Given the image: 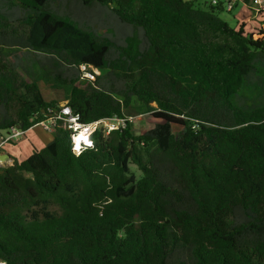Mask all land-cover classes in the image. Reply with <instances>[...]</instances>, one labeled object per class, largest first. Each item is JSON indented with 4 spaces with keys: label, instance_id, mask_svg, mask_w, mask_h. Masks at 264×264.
Masks as SVG:
<instances>
[{
    "label": "trees",
    "instance_id": "16d2710c",
    "mask_svg": "<svg viewBox=\"0 0 264 264\" xmlns=\"http://www.w3.org/2000/svg\"><path fill=\"white\" fill-rule=\"evenodd\" d=\"M219 1L0 0V135L66 101L85 124L134 102L157 120L79 156L58 127L0 167V264H264V15L232 27ZM77 4L129 31L61 17Z\"/></svg>",
    "mask_w": 264,
    "mask_h": 264
},
{
    "label": "rangeland",
    "instance_id": "374dc122",
    "mask_svg": "<svg viewBox=\"0 0 264 264\" xmlns=\"http://www.w3.org/2000/svg\"><path fill=\"white\" fill-rule=\"evenodd\" d=\"M203 1L210 2V0H203ZM11 8H15V7H11ZM103 8L105 7H100L101 9L100 10L98 9V6H96L94 10L84 9V7H81L77 4L76 9L72 7L70 8V10L74 11V14L72 16L66 15V16H61V17H64L70 21L72 20L77 25L85 29H88V30L93 29L94 27H92V25L97 24L96 26L97 30H100L103 33H108L111 36L112 34L116 35L119 33L117 38L122 40L125 36L124 34L122 35L119 30L121 29L124 31H127V30L129 31L128 26H123L120 22H118L116 20L115 14L111 10H109L108 8L103 10ZM5 9L6 7L4 6L2 11ZM243 11L245 12L243 13ZM242 14L248 15V16H245L244 18H242L243 17ZM262 15H264V13L259 15L258 18ZM220 16L222 19L227 21L232 27H237L239 23H247L250 31H255V28L261 25L259 24V21L257 20L258 18L257 19L255 18V13L253 12V10L249 6L245 5L244 3H236V6L233 9V11L228 12L227 10H225L223 13H221ZM12 17L13 16H9L10 20H13ZM240 19H244V20H240ZM256 37L261 38V37H264V35L261 36V35H258L257 33ZM16 50L18 49L10 48V47L3 49L4 53L6 54L10 62H11L10 54ZM41 58L44 60L45 57H41ZM33 65L35 66L34 67L31 66L28 69L29 70L37 69V68L40 69L41 63L33 62ZM153 106H155V104H153ZM126 114L129 117H133L132 129H133V132L137 135L144 134L147 131L151 130L152 128L155 127V124L157 122V120L153 118L151 113H149V110L146 109L139 102H134L133 105L126 111ZM174 129L176 132H179L181 130L180 127H175ZM42 130L45 131L39 126H36V128L30 129L28 131L27 137H25L26 135L25 133V135L21 139H19L18 142H15V143H18L16 146L12 145L11 143L5 145L4 147L5 153H9L13 158L25 159L33 151L32 144H36L37 146H43L44 144H46L44 139L40 138L41 133L43 132ZM45 132H48V131H45ZM48 133H53V132H48ZM4 134L9 135L10 133L9 131H4ZM12 164L13 162H4L3 165L1 166L7 167V166H11Z\"/></svg>",
    "mask_w": 264,
    "mask_h": 264
},
{
    "label": "built area",
    "instance_id": "2783aa9c",
    "mask_svg": "<svg viewBox=\"0 0 264 264\" xmlns=\"http://www.w3.org/2000/svg\"><path fill=\"white\" fill-rule=\"evenodd\" d=\"M213 6L219 5V0H210ZM237 0H225V8L228 12L233 11L236 6ZM255 13V18L264 13V0H251L249 6ZM82 78L89 81H95L98 76H100L101 71L98 68L87 65H80ZM47 120L41 122L39 127L48 132H54L58 127H62L71 132V144L72 151L75 147V142L72 139L74 136L78 137L81 133L87 136V139L92 142V147L94 144L93 136L98 129L104 128L106 134H109L111 131L118 130L121 127H124L126 123L132 122L133 117L128 119H122L114 117L111 119H103L96 121L94 123L85 124L81 121L79 114L75 113L68 102H63L57 108L50 107L48 108ZM9 135H5L4 132L0 135V156L5 153V145L11 142H18L25 135V131L19 127H13L8 130ZM83 141L80 142L81 154L89 148ZM74 153V152H73ZM80 154V155H81ZM3 161L0 159V167L3 165Z\"/></svg>",
    "mask_w": 264,
    "mask_h": 264
},
{
    "label": "clouds",
    "instance_id": "9594fccd",
    "mask_svg": "<svg viewBox=\"0 0 264 264\" xmlns=\"http://www.w3.org/2000/svg\"><path fill=\"white\" fill-rule=\"evenodd\" d=\"M75 142V147L73 148V152L74 154H76L77 156H79L81 154V148H80V142L83 141L84 144L87 147H92V142L90 140L87 139V136L84 135V133H81L80 136L76 137L74 136L72 138Z\"/></svg>",
    "mask_w": 264,
    "mask_h": 264
},
{
    "label": "crops",
    "instance_id": "0c3cea01",
    "mask_svg": "<svg viewBox=\"0 0 264 264\" xmlns=\"http://www.w3.org/2000/svg\"><path fill=\"white\" fill-rule=\"evenodd\" d=\"M245 11H243V13H244ZM243 15V14H242ZM245 16H248V15H243V17L242 18H244ZM247 19V18H246ZM240 20H244V19H240ZM67 102V101H66ZM34 128H36V127H34ZM43 131V130H42ZM27 134H28V131L26 132V135H25V137H27ZM53 133H48V132H45V131H43L42 133H41V139H44V141H45V143L46 144H44L43 146H37L36 144H32L33 145V149H34V147H44V146H46V145H48L50 142H51V140L53 139ZM13 158V157H12ZM14 161V160H13ZM12 161V162H13Z\"/></svg>",
    "mask_w": 264,
    "mask_h": 264
},
{
    "label": "water",
    "instance_id": "95a60500",
    "mask_svg": "<svg viewBox=\"0 0 264 264\" xmlns=\"http://www.w3.org/2000/svg\"><path fill=\"white\" fill-rule=\"evenodd\" d=\"M0 159L3 162H12L13 161V158H12V156L9 153H3V154H1Z\"/></svg>",
    "mask_w": 264,
    "mask_h": 264
}]
</instances>
